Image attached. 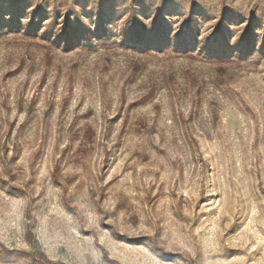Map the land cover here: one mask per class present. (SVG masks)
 <instances>
[{
    "label": "rangeland",
    "instance_id": "374dc122",
    "mask_svg": "<svg viewBox=\"0 0 264 264\" xmlns=\"http://www.w3.org/2000/svg\"><path fill=\"white\" fill-rule=\"evenodd\" d=\"M0 264H264V0H0Z\"/></svg>",
    "mask_w": 264,
    "mask_h": 264
}]
</instances>
